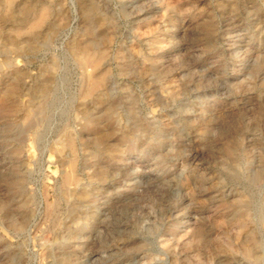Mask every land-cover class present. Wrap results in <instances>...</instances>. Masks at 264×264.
I'll return each instance as SVG.
<instances>
[{
  "label": "rangeland",
  "instance_id": "rangeland-1",
  "mask_svg": "<svg viewBox=\"0 0 264 264\" xmlns=\"http://www.w3.org/2000/svg\"><path fill=\"white\" fill-rule=\"evenodd\" d=\"M0 264H264V0H0Z\"/></svg>",
  "mask_w": 264,
  "mask_h": 264
},
{
  "label": "bare ground",
  "instance_id": "bare-ground-1",
  "mask_svg": "<svg viewBox=\"0 0 264 264\" xmlns=\"http://www.w3.org/2000/svg\"><path fill=\"white\" fill-rule=\"evenodd\" d=\"M41 13L38 14L36 17H34L32 20H30L28 23V25H35L39 22V20H41ZM84 48V47H83ZM81 53L83 55L82 56V59L84 60L85 63H91V64H98L99 61H100V56H101V53L102 52H90L89 51V48L86 47L84 48ZM89 65V64H88ZM87 65V66H88ZM87 72V71H86ZM91 75V74H90ZM93 77V75H92ZM98 81H95L93 78L89 77V80H88V90L92 89L93 87L97 86L98 85Z\"/></svg>",
  "mask_w": 264,
  "mask_h": 264
}]
</instances>
